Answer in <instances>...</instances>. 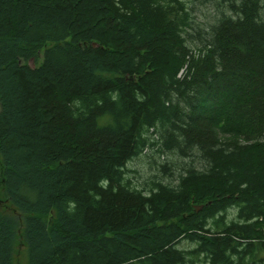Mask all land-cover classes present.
I'll return each mask as SVG.
<instances>
[{"label": "trees", "instance_id": "obj_1", "mask_svg": "<svg viewBox=\"0 0 264 264\" xmlns=\"http://www.w3.org/2000/svg\"><path fill=\"white\" fill-rule=\"evenodd\" d=\"M0 197V264H264V0H0Z\"/></svg>", "mask_w": 264, "mask_h": 264}, {"label": "rangeland", "instance_id": "obj_2", "mask_svg": "<svg viewBox=\"0 0 264 264\" xmlns=\"http://www.w3.org/2000/svg\"><path fill=\"white\" fill-rule=\"evenodd\" d=\"M195 11L196 12L193 14L197 21L212 20V17L215 15V8L212 2L203 3L198 5V7L196 6ZM30 64H33L32 59L30 60ZM165 159L166 154L159 155L155 146L150 149L148 148L142 155L139 156V158L130 160L127 163L126 175L135 184L147 186L148 183L144 181L155 171L159 162L163 163ZM0 212L14 214L16 210L13 209V206L7 199L0 197ZM21 235V231H19L14 242L13 264H27L26 245L24 244ZM192 246V243L187 240H182L179 244V247L183 248H191Z\"/></svg>", "mask_w": 264, "mask_h": 264}, {"label": "water", "instance_id": "obj_3", "mask_svg": "<svg viewBox=\"0 0 264 264\" xmlns=\"http://www.w3.org/2000/svg\"><path fill=\"white\" fill-rule=\"evenodd\" d=\"M200 206V205H199ZM199 206H197V208H199Z\"/></svg>", "mask_w": 264, "mask_h": 264}]
</instances>
